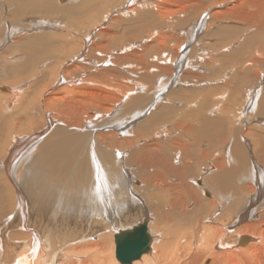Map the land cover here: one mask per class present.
<instances>
[{"label":"bare ground","instance_id":"bare-ground-1","mask_svg":"<svg viewBox=\"0 0 264 264\" xmlns=\"http://www.w3.org/2000/svg\"><path fill=\"white\" fill-rule=\"evenodd\" d=\"M16 1V10H23L26 5L32 9H54L51 3L54 0ZM143 1L147 6H156L154 0ZM134 2L136 0H126L118 6L117 12L134 14L137 10L131 8ZM71 12L76 13L74 10ZM205 15L202 13L192 21V25L189 24L192 31L189 33L188 29L186 32V40L178 46L176 58L163 50L156 51V59L147 58L149 65L139 63L137 69L143 72L144 77L157 78L152 91L137 82L138 71L131 66L127 70L125 64L128 63L124 64L127 73L123 76L116 69L99 70L105 64H102L104 58H108L105 65L114 64L119 59L115 54L132 49L138 41L127 43L122 50H103L100 57L96 55L92 59L83 56L82 51H75L76 54L68 61H86L90 65L89 60H92L95 66L98 65L97 73L86 71L84 74L79 70L82 74L72 78L58 74L51 87L67 86L51 90L49 96H42L40 105L35 102L36 97L29 99L25 93L29 90L25 91L26 84L19 79L7 87L0 85L3 92L0 93V264H121L115 254L114 236L143 221H146L149 248L131 264H264V168L260 165L264 158L258 157L262 160L260 162L253 158L250 162L247 157L249 152L264 156V140L260 135L255 144L251 142L250 147L246 144L249 149L241 141L246 139L244 133L238 139L229 140L227 146L224 140V145L213 144V140L223 132L222 119L226 121L225 116L219 117V112L214 111L223 109L219 102L210 107L211 112L194 119L199 124L196 127L189 126L188 121L181 127L175 121V127L169 129L162 122L155 132L149 134L148 130L145 131L171 114V109L164 108L167 104L164 101H170L168 96L174 90L170 83L188 87L198 82L190 79L197 77L193 75L195 70L198 74L199 70L200 73L203 71L202 62L198 60L203 57H196V61L188 59L185 44L189 37L191 41L197 36L195 43L201 40L203 27L209 25L204 20ZM142 16L145 14H141L139 19ZM2 31L6 36L0 37L7 38L9 27L0 33ZM247 38L252 40L248 42L246 39V42L253 46L259 42L264 50L263 33H252ZM83 39L80 50L87 46V37ZM163 43L162 40V45L160 42L159 45L166 44ZM198 45L201 48V42ZM27 46L33 54L36 45ZM228 48L231 46L225 47L226 50ZM253 57L248 61L247 58L239 60L240 69L235 74L224 68L218 76L223 84L216 86L219 88L226 82L235 93L243 92V102L237 113L241 120L252 119L255 125L264 123V116L254 119L257 113L264 115V85L259 84L262 82L260 76L254 78L252 68L242 66L247 62L252 65L250 63L255 62ZM156 60L163 62L157 63ZM205 60L202 59L203 62ZM1 66L0 74L9 73ZM80 66L87 67L86 64ZM156 66L157 71L152 75L151 69ZM172 66L174 72L170 69ZM181 68L188 69V82H183L184 73H179ZM209 68L205 71L209 72ZM109 74H119L123 81L112 80ZM35 79L33 82L37 83L39 78ZM210 80H204V84L209 86L208 82H211L212 85ZM98 81L106 86L110 81L114 82L115 87L112 88L116 94L107 91L109 95H104L106 103L89 96L79 97L84 95L83 86L81 90L79 86H70ZM204 84L203 87L206 86ZM224 93L227 92L222 91L214 98L224 100L227 96ZM24 98L29 104L26 109ZM62 98L69 99L65 100L63 110L53 109L55 102H61ZM109 100L112 107H109ZM37 107L44 111L45 121L36 117L41 114H38ZM5 110L13 113L7 112V116ZM49 110L54 114L48 113ZM248 110L255 111V114L246 115ZM104 127L111 129L110 132H104ZM207 140L210 143L200 144ZM132 208H136V213L130 215L128 212ZM110 238H113L114 246Z\"/></svg>","mask_w":264,"mask_h":264},{"label":"rangeland","instance_id":"rangeland-1","mask_svg":"<svg viewBox=\"0 0 264 264\" xmlns=\"http://www.w3.org/2000/svg\"><path fill=\"white\" fill-rule=\"evenodd\" d=\"M125 1L126 0H89V1L88 0H71V1L70 0H56V1L54 0V2H51L54 5V9L52 6H51L52 10L43 9V8H40V9L33 8L36 11L35 12L30 5L28 6L31 8L27 7L26 5L25 8H23L24 11L20 9H19L20 11L16 10L17 8L16 3H18L16 0H0V13H1L0 23L3 24V27H1L2 24H0L1 25L0 30L7 29V26H8L9 32H10L8 33V37L7 38L4 37V39L1 38L4 35L3 31L2 33H0V36H1L0 38L2 40V42H0V62H1L0 65H2L1 68H4V71L7 70L9 72L6 74L4 73L0 74V85L2 84L1 87L3 86L7 87L8 85H13L15 83V80L19 79L20 82H24L23 84H26L24 85V89L25 91L29 90L28 93L25 92L26 95L28 94L27 96L29 97V99L30 98L33 99L36 97L35 102H37L40 105L42 103V98L45 96H49L52 93L51 90H56V89L59 90V87L62 88V86H64L63 88H65L67 86L66 84H62V85H56L55 87L54 86L51 87V83H53L54 79L57 77L58 74L64 75L67 78H72L73 76L74 77L78 76V74L80 75V73L82 74V72L86 74V71L92 74L97 73L99 69L98 65L95 66L92 60H89L90 65L86 61L85 62L78 61V60H75L76 62L71 61V60L68 61V59L72 58V56H74L76 52L79 53L82 51L83 56L88 57L89 59H92V58H96L97 56L100 57L101 56L100 52H103V50L111 49V48H112L111 50L113 49L122 50V48H125L127 43L129 44V43L138 41L139 43L134 45L136 47L133 46L134 49L128 48L127 51H125L123 54H115L119 56L116 58V59L119 58L116 63L111 64V65L109 64L105 65L107 64L108 58H104L106 62L105 61L102 62V64L103 63L105 64H103V66H100L99 70H102V69L105 70L106 68L107 70L116 69V71L122 74L123 76V74L125 72L127 73V70H129V67L131 66L133 70H136V72L137 71L139 72V73L138 72L136 73L137 75H139L137 82L138 83L140 82V84H143V87L146 86L144 89H148L152 91L154 90L155 80L157 78L154 77V80H153V78L149 79L148 76L144 77L143 72L137 69V67H139V63L141 65H149L147 58H151L152 60H154L157 57L156 53L159 51H163V50L167 51L172 58L173 56L175 57V55H177L178 46L182 42H185L186 40V32L190 28L189 24L192 25V21L193 20L195 21V18H198V16H201L202 13L203 14L206 13L205 16L207 18L204 16L205 17L204 20H206V23L209 25H206V27L204 26L202 29V33L200 34V38L202 41L198 39L199 40L198 42H201V48L203 49L200 48V45H198V42L195 43V40H197V36L195 40L193 39L191 41L189 40L190 37L187 38L188 41L185 44L186 46L185 51L189 52V54H187V57H189L188 59L192 58L193 60L195 59L196 61V59L199 58L198 56H200V58L203 57L202 58L203 61L204 59H206L205 60L206 62H203L202 59H198L200 62H202L201 65L203 66L202 68H204L203 69L204 72L202 71L201 72L202 74L200 73V70H199V74H198V70L194 71L196 74L193 72V75H196L197 77L194 79H190V80L198 81L192 84L193 86L188 85L187 87L185 84L177 86L178 85L177 82L170 83L171 87H173V89L176 91L173 90V93L169 94L168 97H170V101L169 100H166L167 102L164 101L165 104L167 103L166 104L167 106L165 105L164 108L171 109L172 111L170 112L171 114L169 115L168 113L165 119L162 120L159 124L157 123L153 124L151 125V127L146 129L145 131L148 130L149 134L155 132V130H158L160 128V125L162 124V122L169 129L170 127L171 128L175 127L176 125L175 121L180 123L179 125L181 127H184L183 125H187L188 123H189L188 124L189 126L196 127L199 125L197 121H195L198 118L197 116H200L201 114L204 115L208 112H211L212 109L210 107L215 102L216 103L219 102L220 105H223V109L214 110V111L219 112L218 113L219 117L225 116L224 118L226 119V121L222 119L221 129H223V132L216 138L218 141L216 139L215 141L212 139L213 144L217 143L218 145H222L223 142L226 141L224 144L228 143L226 144L227 146L230 144L229 140L233 141L234 138L238 139V137L241 136L242 133H244L243 135L246 136V139L244 140L241 139L242 144L246 145L248 143L247 145L249 147H250L251 142L255 144L256 139L259 138L258 137L259 135H260V138L264 140V128H263L264 123L261 122V123L254 125L255 121H252L250 117H249L250 120L248 119L241 120L240 115L237 113L238 112L237 109L241 106L243 102V99H242L243 92L241 93L236 92L238 93L236 94L233 90L230 89V87L228 86V83L224 81H223L224 84L227 86L222 85L219 88L218 86H216L217 84L222 83V82H219L218 76L220 75V72H223L222 70L224 68L226 70L229 69V71H231L232 74H235L237 73V70L240 69L239 60L245 61L247 58V61H248L249 57L252 58V56H254L253 58L255 62H253L254 64L253 63H250V64L254 65L255 67L252 65H248L249 62H247L246 64L242 66L244 68L246 67L252 68L254 72L253 76H255L254 78H257L260 76V78L262 79L261 80L262 82H260L259 84L260 86L262 84L264 85V71H263L264 70L263 68L264 67V61H263L264 60V50L259 46V42L257 43L255 41L256 43H254L255 45L253 46L252 43H248L252 39L248 41V38H247V37H250L252 33H257V32L263 33L264 35V29H263L264 27V24H263L264 23V0H261V1L260 0H251V1L250 0L248 1L247 0H158L159 2L157 0H154L156 4L155 7L147 6V4L143 0H136V2H134L135 4L132 5L131 7L133 9H137L135 10V13L133 12L134 14H130L127 12L125 13L117 12L118 6L123 5ZM256 1L259 3H256ZM65 2L69 6H66ZM81 2L83 3L79 4ZM70 6L71 8L73 7L74 9L68 8ZM146 7L149 9H147ZM72 10H74V12L76 13L71 12ZM146 12H150V14L147 13L146 15ZM109 13L111 14L108 16ZM140 13L145 14V16H142V19L141 17L139 19V16L141 15ZM128 14H130V16H128ZM169 16L170 18L168 19ZM153 19H156V20H153ZM190 30L192 31V29H189V31ZM191 31L189 33H191ZM242 34L246 35L247 37L243 36ZM150 35L151 37H149ZM4 36H6V33ZM85 37H87L88 39L87 46L85 47V49L80 50L81 49L80 46L82 45V42L84 41L83 38ZM244 37L246 38L244 39ZM73 39L74 41H77V42H74ZM241 39L245 41H242ZM246 39L248 42H246ZM162 40L164 41L163 44L166 43L165 45H163V46H166L165 48H163V46H160L162 45ZM34 42L38 44H35ZM159 42L161 43L160 45H159ZM202 43L204 44L202 45ZM29 44L36 45V50L33 53L34 55L29 52V48L27 46ZM228 45L231 46V48L230 49L228 48L226 50L225 47ZM151 53L155 55L153 54L151 55ZM165 53L166 52H164L162 55H165ZM30 55H32L31 58H30ZM79 57H80L79 60H82L81 59L82 56H79ZM187 57H186V61H188ZM24 58L26 59V61ZM156 61L154 63H156ZM160 62H163V60L157 61V63H160ZM125 63H128V64H125ZM129 63H131V65ZM21 64H23V66ZM83 64L84 65L86 64L87 67L80 66ZM124 64L128 66L127 70ZM77 65H79L78 67L80 69L77 67ZM207 66L211 67L212 71L209 68V72L211 74L209 72H206L208 71L206 70L208 68ZM195 68L196 67H194L193 69ZM256 68L258 69L257 71H256ZM155 69H157V66L151 69L152 75L154 74L153 72L157 71ZM170 69H172V71L174 72L173 66ZM196 69H200V68H196ZM70 70L72 71L70 72ZM79 70H81L82 72L81 71L79 72ZM180 72L184 73V74L181 73L184 75L182 76L183 82H188L187 75H186L188 73V69L181 68L179 70V73ZM13 73H15L14 76L12 75ZM37 73H39L40 76ZM262 74H263V77H262ZM109 75L108 77L112 80L123 81L122 76L118 77L119 74H116L114 76H112L111 74ZM158 75L160 76V73ZM7 76L9 77L7 78ZM34 77L37 78V80L39 78L37 83L33 82L35 79ZM198 77L200 79H197ZM214 77L216 79H214ZM164 79H166V77ZM210 79L213 82L212 83L213 87L211 85V82H208L210 83L209 86H207V83L204 84V80L205 82H207ZM112 83L114 82L112 81ZM112 83L110 81V83H107L109 84V86L108 85L106 86L104 82L101 83L100 81H98V83L97 82L96 83H83L82 82L81 84H78V85L72 84L70 86H79L80 90H81V87L83 86L82 91L84 95H81V96L79 95V97L89 96V98H97V100L99 99L98 102L106 103V100L104 101V99L106 98L104 95L105 94L109 95L107 91L110 90V92L116 94L112 88V86L113 87L115 86ZM203 84L206 85L204 86L205 88L203 87ZM213 88L214 89L216 88V89L214 90ZM203 89H205V91ZM222 91L227 92V93H224L225 95H227L225 99L224 100L215 99L214 95H217ZM88 92L90 93V95H87ZM0 93H3L1 89H0ZM164 93H166V91ZM231 93H233V95ZM230 95L231 97H229ZM65 100L67 101L69 99L62 98L61 102L56 101L55 107L53 109L57 107L56 110H60V111L63 110V107L65 106V103H66ZM233 100L236 102H234ZM26 102H27V99L24 98V108L25 109L29 107V104H27ZM234 103L235 105L233 106ZM110 105L109 107L113 106L111 101H110ZM41 110H42L41 107L40 109L39 107H37L38 114L40 113L41 114L36 117L38 118L41 117L39 119H43V121H45L44 116H43L44 111L43 110L41 111ZM249 110H248V113H245L246 115L255 114V111H252V112L250 111L251 112L250 113ZM9 111L10 110L6 111V115H7V112L8 114L13 113L12 110L10 113ZM52 112H53L52 110L48 111V113L50 114ZM224 112L228 114H225ZM53 114L54 113H52V115ZM260 114L261 113H257L254 116L255 117L254 119L256 118L257 120L261 119V117L264 115H260ZM181 118H182V121H181ZM186 121H188V123ZM241 126L243 128H241ZM106 128L105 127L103 128L104 132H108V131L110 132L111 129L109 130L108 127ZM143 133H147V132H143ZM229 138H232V139H229ZM227 139L229 142H227ZM201 142L202 143L200 144H203L205 142L210 143L209 140L201 141ZM247 145L246 147L248 148ZM254 153L249 152L247 155L250 162L251 160H253V158H255L254 160L255 162H256V158L259 159V162L262 161L258 157L264 158V156L262 154L258 155V152H256L255 154ZM262 163L263 164H260V165L263 166L264 168V161ZM196 185L199 186L198 184ZM135 211H136V208L134 209L132 208L130 212H128V214L130 215L133 213L135 214L136 213ZM110 240H111L112 246H114L113 238H110Z\"/></svg>","mask_w":264,"mask_h":264},{"label":"water","instance_id":"water-1","mask_svg":"<svg viewBox=\"0 0 264 264\" xmlns=\"http://www.w3.org/2000/svg\"><path fill=\"white\" fill-rule=\"evenodd\" d=\"M115 254L121 264H131L143 251L149 248V237L146 233V221L132 229L122 231L114 236Z\"/></svg>","mask_w":264,"mask_h":264}]
</instances>
